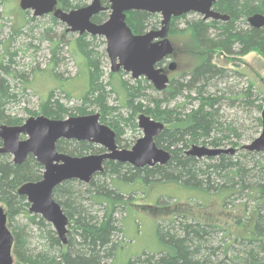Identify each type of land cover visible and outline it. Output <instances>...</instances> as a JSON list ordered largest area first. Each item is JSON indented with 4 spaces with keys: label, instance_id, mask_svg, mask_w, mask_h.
I'll return each instance as SVG.
<instances>
[{
    "label": "trees",
    "instance_id": "1",
    "mask_svg": "<svg viewBox=\"0 0 264 264\" xmlns=\"http://www.w3.org/2000/svg\"><path fill=\"white\" fill-rule=\"evenodd\" d=\"M58 2L64 10L82 6L78 0ZM103 3L109 6V0H103ZM215 7L230 19L187 22L189 25L182 33H189L196 47L204 53L202 61L189 73L186 82L172 81L179 85L178 89L174 90L169 85L162 91L166 94H179L183 90L191 92L196 89V98H191L198 100L199 104L186 113L162 108L165 98H151L153 107L146 105L142 100L146 96L143 82L138 80L131 84L123 79L122 72H110L106 80V73L99 62L100 54L91 46L92 41L87 39L89 34L85 33L76 39V56H79L80 67L83 66L79 75L86 80L79 103L73 107L67 106L58 95L50 92L47 98L41 100L38 114L33 116L61 119L87 115L93 113L92 107L97 106L101 122L115 130L117 144L120 148H126L128 142L123 138L126 126L137 129V113L144 112L165 123V129L156 138V143L170 151L171 159L165 165L143 168L107 160L104 171L94 175L89 183L71 179L58 185L53 197L70 219L69 227H72L69 233L73 231L68 237V243L63 244L52 224L38 214H31L27 198L18 193L23 183L42 179L43 166L32 155L24 163L15 164L9 154L0 153V205L7 214L8 227L14 237L13 254L18 264H113L109 259L116 255L118 245L114 238L120 230L113 211L116 207L126 208L124 196L130 197L133 193L130 190L124 191V187H134L133 183L144 186L154 182H173L198 195L218 189L217 193L224 194L225 199L235 194L247 195L257 200V206L253 207L249 216L255 221L249 237L234 236L232 241H223L222 245L216 246L213 236L220 229L219 226L213 221L202 222L192 217L190 206L182 205L184 210L177 208L173 212L176 226H162L158 223V233L167 250L156 254L145 252L131 258L127 264H264V161L257 158L260 153H241L238 150L236 154L222 153L204 158L186 153L196 143L223 148L225 142H230L234 148L240 147L238 142L230 138V135L233 139L239 138L237 130L233 125L220 120L218 104L223 96L204 95L203 89L209 87L213 80L227 76V68L214 62L216 53L229 58H240L257 51L264 57V27L254 28L248 24L250 16L264 14V0H218ZM108 15L109 11L101 12L93 17V21L101 23ZM51 18L57 22L55 17ZM126 20L136 34H142L150 27L156 28L158 25L156 15L146 11H131ZM175 22L174 19L172 30ZM95 37L90 38L93 40ZM0 68L10 75L8 66L1 65ZM51 76L58 80L53 73ZM70 82L71 80L62 81L59 84L68 99L73 97V85H69ZM251 92L250 86L245 94L246 99L253 97ZM111 94H116L117 99H123L120 103L122 107L131 109L128 116H124L119 107L109 105L108 97ZM11 97L9 85L2 78L0 122L3 123L0 124H22L17 117L1 115L3 107ZM246 101L262 112L264 103L250 99ZM257 126L262 128L261 117L257 118ZM1 145L0 139V147ZM57 148L60 152L73 156L104 151V148L92 142L76 140H60ZM82 188L85 191L82 192ZM103 201L107 202L103 214H94L92 206ZM246 204L244 202V206ZM23 212H28L29 224L44 239L43 249L37 252H32L27 247L24 228L13 225L16 216ZM188 218H193L194 221H188Z\"/></svg>",
    "mask_w": 264,
    "mask_h": 264
},
{
    "label": "rangeland",
    "instance_id": "2",
    "mask_svg": "<svg viewBox=\"0 0 264 264\" xmlns=\"http://www.w3.org/2000/svg\"><path fill=\"white\" fill-rule=\"evenodd\" d=\"M78 1L85 6L92 0ZM19 2L20 0H0V66H8L10 73L8 75L0 68V83L2 78L6 79L12 95L3 107L1 115L17 117L23 123L34 114H38L41 100L47 98L50 92L58 95L67 106L73 107L78 104L79 97L85 90L86 80L79 75L83 66L80 67V59L76 56L75 49V41L80 35L67 32V26L58 19L54 22L51 18L52 14L35 17L33 11L21 10ZM154 15L158 19V23L156 22L158 25L148 30L161 27V14ZM198 20L201 21L200 16L197 13L192 14L177 20L173 24L174 29H170V39L175 47V53L166 61V66L170 61L177 64V70L171 72L170 87H174V90L178 89L179 85L173 84L172 81L186 82L189 73L202 61L204 53L196 47L189 33H182L189 25L187 22L192 23ZM90 37L92 38L89 35L87 39L92 41L91 46L100 54L99 62L106 73L107 80L111 62L106 52V40L102 36H96L93 40ZM214 62L227 68V76L213 80L209 87L203 89L204 95L223 96L218 104L220 120L233 125L239 133L237 139H233L230 135L232 140L238 142L239 146L247 144L256 138L262 129L257 126V118L261 117V112L246 100L264 103V57L257 51H252L240 58H229L216 53ZM52 73L57 76V81L51 76ZM122 76L131 84H135L138 80L143 82L146 96L142 100L148 106L153 107L151 98H165L162 108L176 109V112L186 113L199 104L198 100L191 98H196L198 94L196 89L191 92L183 90L177 91L179 94H166L156 90L144 77L134 79L130 73L124 72ZM68 80H71L69 85H73L71 99L66 98L59 87L60 82H68ZM250 86L253 97L246 99L245 94ZM116 97V94L108 97L109 105L119 107V111L124 116H128L131 109L122 107L120 103L123 99ZM92 111L100 112L97 106L92 107ZM140 114L137 113V118ZM125 132L123 138L128 142L127 149L143 136L139 126L137 129L126 126ZM196 144L211 147L209 144ZM222 147L234 148V145L225 142ZM241 151V153L247 152ZM257 158L263 162L264 153H260V157ZM133 185L134 187H124V191L133 192L130 197L124 196L127 207H118V209L116 207L113 211L117 220L116 224L120 228L114 238L118 245L116 255L113 259H109L110 262L113 261V264H127L131 258L141 256L145 252L156 254L166 251L167 246L158 233V223L162 226H176L173 212L177 208L184 210L182 205L190 206L192 217L202 222L213 221L219 226L220 229L213 236L216 246L222 245L223 241H232L234 236H250L249 232L255 219L249 216L252 214L253 207L257 206L255 205L257 200L254 198L235 194L225 199L224 194L217 193L218 189L213 190L212 193L198 195L173 182H154L144 186L133 183ZM219 187L222 188V186ZM83 191L85 188H82ZM244 202L247 203L246 206ZM106 204L107 202L103 201L101 204L93 205L94 214L101 216ZM110 204L113 205V202ZM188 219V221H194L193 218ZM13 225L16 228H24L29 250L37 252L43 249L44 239L40 238L38 231L29 224L28 212L16 216ZM71 227L72 225L69 229ZM71 234L73 231L68 237ZM13 264H18L15 256Z\"/></svg>",
    "mask_w": 264,
    "mask_h": 264
},
{
    "label": "water",
    "instance_id": "3",
    "mask_svg": "<svg viewBox=\"0 0 264 264\" xmlns=\"http://www.w3.org/2000/svg\"><path fill=\"white\" fill-rule=\"evenodd\" d=\"M218 0H109V7L102 0L64 10L58 0H20L24 11H33L35 17L52 14L64 23L67 32L102 36L106 40V52L111 62V72L124 71L134 79L141 77L150 81L158 91H164L170 78L158 64L171 56L174 46L168 35L172 17L196 12L205 20H229L227 14L213 10ZM108 10L109 16L101 23L93 17ZM130 11H146L161 14V28L135 34L127 23ZM251 27H264V14L256 13L248 18ZM176 63L169 65L175 70ZM261 133L239 149L247 152L264 153V107L261 112ZM138 126L144 135L130 148H120L116 132L100 121V113L76 115L61 119L43 115L32 116L19 125L0 124V153L11 154L15 164L24 163L32 155L43 168L39 181L23 183L18 193L27 198L29 212L42 216L53 225L63 244L68 243L67 233L70 219L61 205L54 199L55 188L64 181L76 179L89 183L94 175L104 171L107 160L128 163L143 168L165 165L171 159L167 149L159 147L156 138L164 131L165 123L141 113ZM89 141L105 149L101 153L73 156L57 149L59 140ZM238 148H214L193 144L186 152L197 158L214 157L222 153L235 154ZM14 237L7 224L5 208L0 205V264H13Z\"/></svg>",
    "mask_w": 264,
    "mask_h": 264
},
{
    "label": "flooded vegetation",
    "instance_id": "4",
    "mask_svg": "<svg viewBox=\"0 0 264 264\" xmlns=\"http://www.w3.org/2000/svg\"><path fill=\"white\" fill-rule=\"evenodd\" d=\"M102 3H103V0H102ZM103 5L104 6H106L104 3H103ZM106 7H109V6H106ZM213 10H215V11H217V12H220L218 9H216V7H215V3H214V5H213ZM106 11H108V10H106ZM131 12V11H130ZM129 13V12H128ZM127 13V14H128ZM221 13V12H220ZM192 14H196V12H190V13H186V14H183V15H181V16H177V17H172V20H171V23H170V29H171V24H172V21L175 19V21H177V20H179V19H182V18H186L187 16H189V15H192ZM198 14V16H200V18H201V21H204V22H209V21H213L214 19H209V20H205L204 18H203V15H201V14H199V13H197ZM177 19V20H176ZM230 19V18H229ZM162 21V20H161ZM223 21V20H222ZM228 21V20H227ZM162 26V25H161ZM161 28V27H160ZM159 28V29H160ZM153 30H158V29H153ZM148 31V30H147ZM146 32V31H145ZM144 32V33H145ZM136 34V33H135ZM168 37H169V39H170V31H169V35H168ZM170 41H171V43H172V40L170 39ZM173 44V43H172ZM175 53V47H174V52H173V54ZM172 54V55H173ZM171 55V56H172ZM171 56H169L168 58H166V59H163L159 64H158V67H162V68H164V70H165V73H167L168 74V76H169V78H170V82H171V72H174V71H176L177 70V64H176V69L175 70H169V65H170V63H172V62H174V61H170L169 62V64H168V66H166V61L167 60H169L170 59V57ZM176 63V62H175ZM169 85H170V83H169ZM156 89V88H155ZM119 146V145H118ZM11 156V155H10Z\"/></svg>",
    "mask_w": 264,
    "mask_h": 264
},
{
    "label": "bare ground",
    "instance_id": "5",
    "mask_svg": "<svg viewBox=\"0 0 264 264\" xmlns=\"http://www.w3.org/2000/svg\"><path fill=\"white\" fill-rule=\"evenodd\" d=\"M31 11V10H30ZM70 223V222H69ZM69 227V226H68ZM69 232H70V229H68V233H67V238H68V234H69Z\"/></svg>",
    "mask_w": 264,
    "mask_h": 264
}]
</instances>
